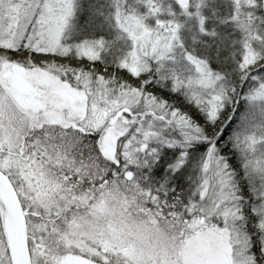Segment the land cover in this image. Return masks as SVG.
Wrapping results in <instances>:
<instances>
[{"label":"rangeland","instance_id":"obj_1","mask_svg":"<svg viewBox=\"0 0 264 264\" xmlns=\"http://www.w3.org/2000/svg\"><path fill=\"white\" fill-rule=\"evenodd\" d=\"M232 1L238 5L230 17L232 26L241 28L245 25V32L249 30L241 39L240 67L244 72L255 65L258 56L250 41L253 35L256 39V32L247 23L252 12L251 0ZM108 2L115 28L124 38L121 67L139 80L136 87L93 70L92 62L100 57L101 41L65 46L63 37L73 15L75 0H0V50L16 51L25 57L20 63L0 55V82L16 107L34 117L36 125L64 129L71 124L77 126L84 120L91 122L92 130L97 133V151L116 164L124 165L123 176L131 172L133 178V172L127 166L140 167L146 154L150 156L162 147L169 149V158L172 155L171 159L179 165L191 141L206 140L199 136L201 130L190 118L148 92L154 88L161 96L163 90L148 76L150 72L159 73L163 68L174 71L171 85L180 88V96L189 92L192 99L202 103L210 121L219 118L221 123L229 126L230 117L233 116V121L236 116L232 114V101L225 102L220 94L219 77L203 61L192 58L183 49L181 34L185 24L202 29L200 9L203 0ZM239 5L243 7L239 9ZM66 53L74 54L76 60L82 59L83 66L74 69L71 65L61 67L41 60L53 59L57 55L63 57ZM14 64L24 68L23 79L34 90L32 95L20 96L11 90V66ZM176 65L180 71L175 70ZM250 81L253 88L243 96L249 113L243 125L252 130L249 131L250 137L237 143L242 145V159L230 158V162H226L218 150L212 146L209 148L203 163L201 202L189 208L187 215L190 217L185 219V213L183 221L176 206L152 202L146 195H140L130 202V208L133 215L146 214V225L151 222L152 229L145 228L143 222L136 224L125 217L123 219L121 213L128 211L120 213V205L115 202V196H111L107 200L109 205H104L101 200L95 209L100 213L105 209L109 213L102 224V219L95 220L88 228L73 223L59 232L63 247L69 251L65 256L76 252L107 264H254L249 253V234L243 225L245 220L236 206L239 201L237 179L241 178V170L253 177L254 182L264 179V80L256 77ZM58 88H63L71 96L69 103L52 92ZM254 119L257 120L253 122L255 125L249 126ZM107 145L113 148V155L109 158L103 153ZM1 155L0 150V166L13 169ZM17 170L15 174L19 181L26 180L30 185L32 177L25 175L20 167ZM40 178H35V183L40 189L37 196L42 198L44 182ZM132 178L125 180L123 177L121 186L134 187L135 183L124 185ZM119 186L115 185L114 189ZM255 198L260 201V209H257L261 215L253 231L258 232L257 242L264 251V189L256 193ZM252 205L251 209L256 207ZM168 215L180 224V228L177 227L178 242L172 253L158 247L159 243L155 245L150 238L155 232L154 241L166 239L164 230L170 227H164L159 233L156 226L158 219ZM170 232H173L172 228ZM10 238L8 217L0 214V264H13ZM34 251L46 264H59L63 258L46 256L38 244H35Z\"/></svg>","mask_w":264,"mask_h":264},{"label":"trees","instance_id":"obj_2","mask_svg":"<svg viewBox=\"0 0 264 264\" xmlns=\"http://www.w3.org/2000/svg\"><path fill=\"white\" fill-rule=\"evenodd\" d=\"M202 6L200 9L203 18L202 29L198 30L193 24H185L181 34L183 49L192 58L203 61L209 70L219 77L220 94L225 102L232 101L230 102L232 114L236 116L233 121V116L230 117L229 126L221 123L219 118L210 121L202 103L192 99L189 92L183 93L184 97L180 96V88L171 85L174 71L163 68L159 73L150 72L148 76L163 90L161 96L154 88L148 92L190 118L200 128L199 136L205 137L206 141H191L179 165L171 159L172 155L169 158V149L162 147L156 149L150 156L146 154V158H142L140 162V167L127 166V169L132 170L133 178L124 185L135 183L134 187L128 188L120 184L124 177L122 174L124 165L116 164L117 162L105 158L97 151L95 145L97 133L92 130L91 122L84 120L76 129L71 126L61 129L56 126L36 125L34 117L16 107L0 82L2 144L0 150L3 154L1 158L16 170L0 166V171L12 183L24 213L30 264H46L42 257H37L34 251L35 244L44 249L46 256L59 258L69 253L60 241L59 232L73 223L88 228L96 222L95 220L102 219L100 221L102 224L106 218L108 219L109 213L105 209L102 213L95 209L101 200L104 205H109L107 200L111 196H115V202L120 205V213L128 211L121 214L123 219L127 218L130 223L143 222L145 228L147 226L152 229L151 222L146 225V214L133 215L130 208V202L138 199L140 195H146L152 202L176 206V212L184 221L185 213V219L190 217L187 215L189 208L192 205L194 208L201 202L199 198L203 163L209 148L212 146L218 150L226 162H230V158L242 159L240 151L242 145L237 143L244 141L247 136L250 137L249 131L252 130L243 125L245 117L249 114L245 109L243 96L248 89L253 88L250 84L251 78L259 77L264 80V0H251L252 12L247 23L250 28L255 29L256 39L254 40V35L253 37L251 35L250 41L258 56L255 65L244 72L240 67L241 39L249 30L246 28L245 32V25L241 28L234 27L230 21L238 5L232 0H203ZM239 6V9L243 7ZM111 11L108 0H75L73 15L63 40L65 46L79 45L84 41H101L100 57L92 62L93 70L101 71L104 76L115 77L113 79L116 81L121 80L129 86L136 87L139 80L121 67L125 43L123 35L115 28ZM0 55L20 63L25 60L24 55L16 51L0 50ZM52 58L41 60L61 67L71 65L74 69L83 66L82 59L76 60L72 53ZM178 66L176 65L175 70L180 71ZM165 91L170 94H166ZM238 115L240 116L237 120ZM256 121L254 119L249 122V126L255 125L253 122ZM19 167L24 170L25 175L32 177L30 185L26 180L19 181L15 174ZM233 169L241 170L235 167ZM240 173L241 178L237 179L239 201L236 206L239 215L245 220L243 225L249 234L248 241L251 244L249 253L252 254L253 262L264 264V251L257 242L258 232L253 231L258 226L261 215L258 210L260 201L255 196L264 189V179L258 183L254 182L255 179L247 172L241 170ZM39 177L44 182L41 187L44 194L42 198L37 196L40 189L38 190L39 186L35 183V178ZM115 185L120 186L115 190ZM251 205L256 207L251 209ZM0 214L6 217L1 203ZM164 227L170 229L164 230ZM177 227L180 228V224L176 219L169 215L165 216L162 220L158 219L156 228L159 233L164 230L163 235L166 239L161 242L154 241L155 232L150 238L155 245L159 243L158 247L166 251L169 249L172 253L175 251V243L178 242ZM171 228L173 232H170ZM70 253L97 264H107L100 259H90L76 252ZM118 260L123 263V260Z\"/></svg>","mask_w":264,"mask_h":264},{"label":"water","instance_id":"obj_3","mask_svg":"<svg viewBox=\"0 0 264 264\" xmlns=\"http://www.w3.org/2000/svg\"><path fill=\"white\" fill-rule=\"evenodd\" d=\"M24 68L20 65L14 64L11 66V90L20 96H29L34 93L31 86L23 79ZM53 93L61 95L68 103L71 101V96L63 88H58L52 91ZM71 127L76 129L74 124ZM103 153L106 157H112L113 148L109 145L103 148ZM132 178L131 172L124 173V179L130 180ZM0 203L3 207L6 216L11 225V236L13 243H9L11 249L13 264H30L27 239H26V225L24 213L16 194V191L10 180L0 171ZM59 264H96L88 261L82 257L69 255L63 257Z\"/></svg>","mask_w":264,"mask_h":264},{"label":"bare ground","instance_id":"obj_4","mask_svg":"<svg viewBox=\"0 0 264 264\" xmlns=\"http://www.w3.org/2000/svg\"><path fill=\"white\" fill-rule=\"evenodd\" d=\"M10 239H11V242L13 243V238H12V236H11V238H10Z\"/></svg>","mask_w":264,"mask_h":264}]
</instances>
